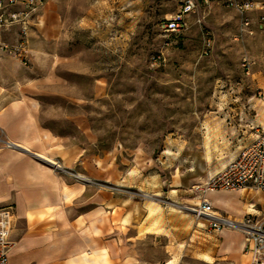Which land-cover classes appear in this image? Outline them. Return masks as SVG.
<instances>
[{
	"label": "rangeland",
	"instance_id": "obj_1",
	"mask_svg": "<svg viewBox=\"0 0 264 264\" xmlns=\"http://www.w3.org/2000/svg\"><path fill=\"white\" fill-rule=\"evenodd\" d=\"M180 1L48 0L29 33L28 63L9 57L34 79L40 123L61 143L67 172L144 211L176 212L170 222L181 225L196 186L230 160L213 140L241 123L264 129V10L246 15L251 33L235 9L216 4L168 34L163 22ZM48 13L59 22L53 42L41 31ZM181 190L186 200L174 196ZM180 244L130 242L113 264H164L171 251L178 264H204Z\"/></svg>",
	"mask_w": 264,
	"mask_h": 264
},
{
	"label": "crops",
	"instance_id": "obj_2",
	"mask_svg": "<svg viewBox=\"0 0 264 264\" xmlns=\"http://www.w3.org/2000/svg\"><path fill=\"white\" fill-rule=\"evenodd\" d=\"M58 30L57 18L44 15V39H58ZM15 33H4V39L14 41ZM28 71L9 56H0V134L15 144L14 148L0 146V207L11 206L14 214L11 264H113L116 256L125 253L121 247L147 240L188 243L204 264H248L245 236L238 230L216 231L208 217L196 222L193 213L183 214L186 223H172L171 215L179 217L176 212L162 206L144 211L137 201L100 191L94 182L67 172L71 166L62 157L61 143L40 123L34 79ZM260 112L264 115V107ZM232 129L213 140L230 158L222 169L264 131L255 132L246 123ZM185 193L181 190L174 196L185 199ZM203 196L217 213L235 220L246 214L260 215L264 204V192L250 187L209 191L188 200L195 205ZM178 258L177 251H171L164 264H178Z\"/></svg>",
	"mask_w": 264,
	"mask_h": 264
},
{
	"label": "built area",
	"instance_id": "obj_3",
	"mask_svg": "<svg viewBox=\"0 0 264 264\" xmlns=\"http://www.w3.org/2000/svg\"><path fill=\"white\" fill-rule=\"evenodd\" d=\"M46 3L47 0H0V56L6 55L24 64L28 63L29 33ZM216 4L235 9L242 17V31L245 33L252 32L248 29L251 22L246 15L253 10H264V0H181L176 12L164 20L163 30L168 34L181 32L188 27L189 17L193 13ZM259 22L264 29V13ZM13 30L16 31L15 40H5L3 34ZM161 61V54L152 57L154 65ZM243 67L250 73L253 63L248 57L243 58ZM1 145L7 148L15 147V144L3 138L2 134ZM247 187L264 192V131L224 169L196 186L195 191L205 194L217 190L238 191ZM188 210L197 218L208 217L211 227L216 231L230 228L243 233L246 241L245 253L249 256L248 264H264V204L260 215L246 214L238 220L217 213L204 196L198 205H193ZM13 216L11 206L0 207V264H11L9 251L13 246L10 240Z\"/></svg>",
	"mask_w": 264,
	"mask_h": 264
},
{
	"label": "bare ground",
	"instance_id": "obj_4",
	"mask_svg": "<svg viewBox=\"0 0 264 264\" xmlns=\"http://www.w3.org/2000/svg\"><path fill=\"white\" fill-rule=\"evenodd\" d=\"M78 176H81V175H78ZM199 202H200V201H197V202H195L194 204H195V205H196V204L198 205V204H199Z\"/></svg>",
	"mask_w": 264,
	"mask_h": 264
}]
</instances>
